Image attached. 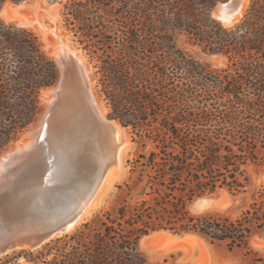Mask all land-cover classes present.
Returning a JSON list of instances; mask_svg holds the SVG:
<instances>
[{
	"label": "trees",
	"instance_id": "trees-1",
	"mask_svg": "<svg viewBox=\"0 0 264 264\" xmlns=\"http://www.w3.org/2000/svg\"><path fill=\"white\" fill-rule=\"evenodd\" d=\"M58 1L65 25L96 60L111 117L143 130L159 151L133 161L137 176L124 185L128 194L139 189L137 197H118L71 232L1 255L0 264H148L140 240L160 229L199 234L264 264L249 244L264 231V187L235 218L189 209L219 188L245 191L246 165L264 162V0H251L230 26L211 16L221 0ZM179 34L225 55L226 67L187 55ZM56 78L38 36L0 19V150L34 120L42 90ZM180 103L188 105L181 112ZM174 138L180 149L171 147Z\"/></svg>",
	"mask_w": 264,
	"mask_h": 264
},
{
	"label": "water",
	"instance_id": "water-1",
	"mask_svg": "<svg viewBox=\"0 0 264 264\" xmlns=\"http://www.w3.org/2000/svg\"><path fill=\"white\" fill-rule=\"evenodd\" d=\"M241 1L220 2L212 14L232 12ZM56 66V81L43 89L51 90V97L21 136L0 150V161L6 160L0 171V256L25 244L39 247L70 232L72 225L75 229L104 175L118 162V143L112 150L104 146L107 135L115 138L113 118L100 114L87 73L77 63ZM26 132L22 146L29 147L18 155L17 142Z\"/></svg>",
	"mask_w": 264,
	"mask_h": 264
},
{
	"label": "rangeland",
	"instance_id": "rangeland-1",
	"mask_svg": "<svg viewBox=\"0 0 264 264\" xmlns=\"http://www.w3.org/2000/svg\"><path fill=\"white\" fill-rule=\"evenodd\" d=\"M30 1L31 0L26 1L28 2L26 6L32 4L33 1ZM42 1L45 5L58 3L55 22L50 21V13L31 6L27 8L21 7L16 13L7 12L6 14L2 11L6 3L11 7H20L18 4L22 2H12L10 0L4 1L0 6V19L5 22H14L31 29L38 36L44 51L56 61L52 47L46 45L42 32L36 28V26H39V23L37 22L38 20H45L46 22L51 23V25H54V31L52 32L60 34L63 41L83 54L85 61L90 68L91 77L95 82L96 92L107 108L108 117L113 118L110 115L111 108L100 91L95 67L96 60L90 58L87 51L82 48V45L77 41V38L74 37L73 32L65 25L64 16L62 14L63 2L58 0ZM223 1L225 0L218 1L211 10V16L219 22L221 21L212 14V11ZM250 3L251 0H247V5L240 16V19L247 12ZM175 41L177 46L183 49L187 55L209 65L212 69H222L227 65V57L225 55L205 52L199 46L189 42L185 35H177ZM43 91L44 90H42L40 95V105L44 102L42 98ZM188 103H190V101H188ZM185 107H188V105L180 103V112ZM175 111L176 110L174 109L172 114H174ZM170 115L171 114H169V116ZM115 120L118 121L117 119ZM118 123L120 122L118 121ZM124 127L128 132L129 142L127 148L121 154L119 171L117 175H114L106 181L104 180L92 201L93 203L89 212L82 222L90 220L105 207L115 203L118 197H137L136 194L139 189L134 188L131 190L130 194H128V188L124 185V183L132 184L137 176V172L132 171L134 164L133 161L136 155L140 152H148L149 150L159 151L160 144L157 141L148 138L143 130L139 132L141 134L140 136L133 131L131 126ZM173 141L174 143L171 144V147L180 149V139L174 138ZM245 175L248 177V184L245 187V191L235 192L226 187L219 188L213 193L205 194L193 200L189 204L190 211L193 214H214L228 216L230 218L237 217L250 202L253 194L260 188L264 187V162L248 163L245 167ZM119 185H121V188H119ZM249 244L264 260V231L254 232L250 237ZM140 248L146 257L148 264H251L250 255L246 254L244 250L239 248L228 250L224 243H212L207 238L191 232L175 233L168 229H160L144 236L140 240Z\"/></svg>",
	"mask_w": 264,
	"mask_h": 264
},
{
	"label": "bare ground",
	"instance_id": "bare-ground-1",
	"mask_svg": "<svg viewBox=\"0 0 264 264\" xmlns=\"http://www.w3.org/2000/svg\"><path fill=\"white\" fill-rule=\"evenodd\" d=\"M28 2H26V1L20 2L18 4L20 7H11L9 4L6 3L4 5L2 11H4L6 14H7V12L16 13V12H18L19 8H21V7H25V8L30 7V6L31 7H37V8H40V9L46 11L47 13L51 14L50 21H53V22L56 21V16H57L56 9L58 8V3H54L52 5H49V4L45 5L42 3L43 2L42 0H31L30 2H32V4H30V6H28V5L26 6V4ZM246 3H247V0H242L241 4L232 12H229L226 14H218V16H217V14H215V16L219 17V20L224 25H232L233 23H235L236 21H238L240 19V16L244 12V8L247 5ZM221 6H222V4H221ZM219 8H222V7H218V9ZM26 20H28V19H26ZM37 22L39 23V26H36V28H38L42 32L43 39H44L46 45H48L49 47H52L53 52L55 53L56 62H58L61 66H67V67L72 66L73 64L77 63L82 69H84L85 73H87V75L89 77V83H90V86L92 89V93H93L94 99L96 101V104L99 108L100 114L104 118H109L107 115V108H106L104 102L100 99V97L98 96V94L96 92L95 82L91 77L90 68L88 67V65L86 63L83 54L79 50H77L76 48L70 47L69 44H67L65 41H63L62 40L63 38L60 36V34L52 32V31H54V28H53L54 25H51V23L46 22L45 20H42V21L38 20ZM51 93L52 92L49 89H47V90L45 89L43 91L42 98H43L44 102L49 100V98L51 97ZM111 122L116 127V132L114 135L115 138L113 140V138L110 134L107 135V137L104 139V146L106 149L112 150V148L115 146V143L116 142L118 143V146H117L118 162L116 164L112 165L108 169V171L104 175V179L101 182L100 186L102 185L104 180L106 181L107 179L113 177L114 175H117L119 168H120V165H121V154L127 148L128 142H129L128 132H127L126 128L123 127L120 123H118V121H116L115 119L114 120L112 119ZM29 135H30V132H26L23 135V137L17 142V145H20L19 146L20 148H18V151L16 152V153H18V155H19V153H23V151H26L28 149L29 146L24 147V146H22V144L25 143V138L29 137ZM94 148L95 147H93L92 151L95 153L96 151ZM22 161H23V159L21 160V162ZM21 162H19V163H21ZM5 167H6V160L2 159L0 161V171H4L6 169ZM8 184H9V182H6V185H8ZM100 186L98 187L97 191L99 190ZM97 191L95 192L93 199H94ZM93 199L91 200L90 204L86 207V209L84 210V212L80 216V218L76 221V223L78 225L84 220L87 213L89 212V209L93 203L92 202ZM71 228L72 229H70V231L73 230V228H74L73 225L71 226ZM24 247L29 248V246L27 244H25Z\"/></svg>",
	"mask_w": 264,
	"mask_h": 264
}]
</instances>
